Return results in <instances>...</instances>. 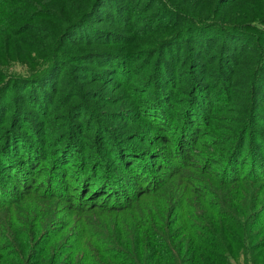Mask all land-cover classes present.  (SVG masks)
Returning <instances> with one entry per match:
<instances>
[{
    "label": "trees",
    "instance_id": "obj_1",
    "mask_svg": "<svg viewBox=\"0 0 264 264\" xmlns=\"http://www.w3.org/2000/svg\"><path fill=\"white\" fill-rule=\"evenodd\" d=\"M64 1L67 6L71 4L70 0ZM208 1L220 8L237 0ZM261 1L263 17L254 23L252 21L253 26H248L249 22L224 26V21L217 19L212 23L208 22L198 18L196 13L192 14L194 9L188 7L189 3L185 4L179 0L178 4L175 0H84V6L75 7L77 13L74 18L64 16L58 11L51 14L49 19L64 24L58 31H49L47 24L32 26L29 20H18L20 34L25 32L32 35L34 40L44 41V44L37 43L46 50L51 49V54L39 71L36 69L27 76H0V145L3 144L0 147V167L6 171L1 173L0 180L9 183L7 177L11 176V172L15 173V179L19 175L34 172L25 165L32 167L39 161L40 152L38 154L36 149L31 150V146L22 150L20 145L23 140L27 141H24L25 148L31 144L32 140L28 135H34V141L39 142V134L45 135L47 131L59 135V149L53 157V164L57 162L55 166L58 173L67 172L72 167L70 161L67 166L64 160H68L71 155H77L75 143L76 146L85 148L96 144L94 148L104 150L107 148L104 140L107 133L112 134L113 130H117L121 136L117 134L115 137L118 150L108 154L105 163L98 162L104 171L108 168L112 170L110 176H106L108 172L97 175L85 171L86 167L93 169L95 161L88 162L93 165L91 166L77 155L80 159L77 165L84 164V167L78 166L83 171H80L77 177L72 176L75 181H81V186H75L80 188V194H76L74 201H71L73 204L69 205L71 213L65 220L50 226V231L59 228L57 234L48 231L34 238L31 253L25 254L28 256L23 258L18 245V251L12 246L15 255L7 260L10 264H45L47 259L48 264H69L70 261H65L63 256H70V252L64 250L63 243L65 238L71 236L80 241V249L85 248L84 254L89 257L90 264H228L227 255L231 250H235V245L223 241L218 229L220 234L213 226L211 230L198 222L193 202L197 187L191 189L193 196H190L189 182L184 181L175 192L165 188L169 183L171 187L176 186L177 180L160 186L153 185L160 174L155 175L158 166H153L149 158L156 161V158H162L164 155L149 148L152 142L151 134L144 137L141 133L144 134L149 123L152 124L153 130L166 129L168 119L163 112V103L169 108L173 107L172 109L176 105L170 102L174 99V93L165 89L168 85H181L186 75L182 74V67H185L183 70L186 71L190 65L191 69L200 73L198 77L201 84H209L206 87L194 84V88L189 87L192 99L188 102L186 100L185 105L193 110V116L196 118L211 113L207 108L212 109L214 106L215 91L232 81V84L226 87L233 91L231 100L238 111L240 122L230 128L241 133V141L238 152H233L231 163L236 161L238 165L249 146L254 147V156L258 158L254 160V174H249L248 181L245 180L247 174L244 177L233 176L229 170L230 161L227 164L228 170L216 178L219 183L230 186L244 181L260 188L264 186V0ZM194 3L196 0H193L192 4ZM3 9H11L9 0H0V12ZM16 10L17 8L14 11ZM136 11L138 14H144L143 18ZM43 15L46 16L47 13ZM26 17L30 15L26 14ZM129 24L132 26L130 31ZM143 26L145 34L148 37L154 34L157 42L149 48L138 47V43H134L135 47L128 49L135 33ZM172 27L176 28V32L165 36L166 31ZM16 39L21 46L19 36ZM79 41L83 44L89 43L93 49L79 48ZM150 51L156 56V60L149 75L155 74L160 80L159 86H155L154 95L162 100L161 108L154 107L152 104L156 101L150 99L133 115L122 111L124 108L136 107V100H140L138 93L143 96L148 91L150 93L154 89L151 85L142 87L136 96L129 94L124 108H115L114 105L105 103L126 94L122 87L126 86L128 76L122 66L131 62V55H147ZM178 72H181L179 77ZM116 78L122 79L121 86L116 91L120 93L111 95L107 87L116 86L113 83ZM109 79H112L110 83ZM99 81L107 83H104V86H91ZM148 82L149 78L144 85ZM146 88L148 90L144 92ZM183 94L188 95V91ZM23 109L28 114L22 112ZM112 110L118 111L112 113ZM104 113L115 116L119 124L112 125L106 120H100L98 116ZM170 116L174 121L173 115ZM131 120L133 122L130 126L123 131L118 130L120 125L123 126ZM48 121L52 122L49 128L46 126ZM10 125L13 128L9 132ZM94 126L97 132L95 138L90 137L93 135ZM88 127L92 132L87 131ZM167 136L164 132L161 139ZM234 136L230 137L233 139ZM134 139L136 145L128 142ZM8 148L11 153H25L27 162L15 161L8 157ZM207 158L212 164L215 162L213 153H208ZM220 165L226 167L224 162ZM91 183L93 185H89ZM131 187L135 193L133 200H129ZM83 191L85 192L82 194ZM91 193L93 196L88 198ZM261 195L263 196V193ZM52 197L62 196L54 194ZM75 198H80L81 201ZM263 204L264 202L259 206ZM218 207L225 213L220 204ZM6 209L0 206V210ZM257 209H253L252 213H257ZM263 211L264 209L261 212ZM125 216L131 220H125ZM132 220H135V223ZM60 222L62 224L59 226ZM118 224H121L120 229L125 235L122 241L124 247L118 244ZM103 229L107 231L103 238L106 239L108 247L96 252V249L100 248L99 242L103 239L100 238ZM61 233L62 240L59 246L51 251V256H48L47 246L43 250L45 254L39 253L40 247H44L48 238L45 235L51 234L48 245H52L58 241L56 239L61 237ZM232 239L233 242H239L235 238ZM221 241L224 242L223 245L217 246ZM58 253L64 255L58 258ZM6 254L9 255V252ZM97 255L104 256L105 260L95 258Z\"/></svg>",
    "mask_w": 264,
    "mask_h": 264
},
{
    "label": "rangeland",
    "instance_id": "obj_2",
    "mask_svg": "<svg viewBox=\"0 0 264 264\" xmlns=\"http://www.w3.org/2000/svg\"><path fill=\"white\" fill-rule=\"evenodd\" d=\"M9 1L11 3V9H3V11L0 12L2 16L0 19V76L5 75V78L10 76H27L36 69L37 71L42 69L43 64L51 54V49H44V47L37 43L41 42L44 44V41L34 40L32 35L28 33L24 32L20 34L18 20H20V22L21 20H29V22H31L29 24H32V26H40L39 23L47 24L50 27L49 31H58L64 24L58 20L49 19L51 14L58 11L64 16L74 18L77 13L76 8L84 6V0H70L72 5L69 4V6L65 5L64 0ZM175 1L178 4V0ZM179 1L182 3L185 2V4L189 3L188 7L194 9L192 14L196 13L198 18L207 20L211 23L215 19L224 21V26L233 24L236 26L241 23L246 24V22H249L248 26H253L252 24L256 22L255 20H259L263 17L260 7L263 1L261 0H237L235 3L232 2L233 4L220 8L210 4L208 0H196L194 4H192L193 0H191V2L188 0ZM31 4L32 6H30ZM191 5H193V7H191ZM16 8L17 10L14 11ZM46 13L47 15L44 16L43 14ZM136 13L138 14V11H136ZM26 14H29L30 17H26ZM138 15L142 18L144 16V14L141 13ZM182 25L183 23L180 24V26ZM129 26L130 28H128V30L130 31L132 26L131 24H129ZM262 26L264 27V25ZM145 31L143 26L135 33L132 42L133 47L131 45L128 49H133L135 47L134 43H138V47L143 46L149 48L151 44L157 42L158 39L154 34L148 37ZM174 32H176L175 27L169 28L165 36ZM16 34L22 41L21 46L17 43ZM80 44L81 46H79V48L81 49L82 47L85 49H93L89 43L83 44L80 42ZM99 44L105 43L99 42ZM53 45H55V40ZM151 51L147 55L146 53H135L131 55V62L125 63L124 66H122L128 76L126 86L122 87L125 89L126 94H121L120 97L105 103H109L111 106L114 105L115 108H124L129 94L136 96L137 92L142 87L145 88L151 85L154 86V89H152L150 93L148 91L145 96L138 93V98L140 100H136V107L132 109L124 108L122 111L133 115L143 105L150 101V99L156 101L155 104H152L154 107L157 108L162 106V100H159L158 97L154 95L160 80L155 74L149 75L151 68L153 69V67H155L153 64L156 60V56L153 55ZM184 68L185 67H182V74L184 73L185 75L186 73V75L181 85H168L165 89L168 90V92L174 93V99L170 100V102L172 105H176L175 108L172 109L173 107L169 108L166 103H163V112L168 119L167 124H165L166 129L153 130L152 124L149 123L144 134L141 133L144 137L151 134L152 142L149 148L164 155L162 158H156V161L151 157V159L149 158V160L153 161L150 162L153 166H158L155 175L160 174L159 177H156V182L153 185L158 184V186H160L164 183L177 180L176 186L172 185V188L169 183L165 188L172 189L175 192L181 187L184 181L189 182L188 189L190 191V196H193L191 189L194 186L197 187L194 191L193 202L197 210L195 216L198 222L204 224L211 230L212 226L216 231L218 229L221 234L217 232L223 237V241H226L230 245H235V250H231L227 255L228 264H264V211L263 213L261 212L264 209V204L259 206L260 203L264 202V186L260 188L250 182H246L250 180L249 174H254V160L258 158L256 155L254 156V147L249 146L246 148L238 165L236 161L231 163L233 152H238L240 147L239 143L241 141V133H238V130L234 131L230 128L234 127L236 122H240V118L237 116L238 111L235 109L234 102L231 100L233 91L230 87H226L228 84L231 85L232 81L218 87V90L215 91L216 101L214 106L212 109L211 107L207 108L211 113L207 116L204 115L203 117L196 118L193 116V110L189 108L188 105H185L186 100V102H188L189 99H192L189 87H193V84L194 86L202 85L206 87L209 84H201V79L198 77L200 73L191 69L190 65H188L186 71L183 70ZM180 73L181 72H178L177 77L180 76ZM111 78H113V76ZM147 78H149V82L144 85ZM58 80L60 81L61 78ZM111 80L112 79H109V83ZM121 81V78L114 79L113 83L116 86L107 87L109 94L116 95V93H120L116 91L121 86ZM104 83L106 84L107 82L99 81V83H94L91 86H104ZM217 84L218 81L215 82L216 86ZM147 90V88L144 89V92H147ZM181 90H183V92L188 91V95L183 94V92L181 93ZM129 102L133 101L129 100ZM132 104L135 103L133 102ZM26 106L27 108H31L30 105ZM116 111L118 110H112L110 112L114 113ZM22 112L28 114L24 109ZM170 115H173L174 121L171 120L172 117ZM100 116H98L100 120H106L112 125L119 124L115 120V116H110L107 113L100 114ZM19 120L21 119L19 118ZM132 120L127 121L129 123H125L123 126L120 125L118 130L123 131L124 128H127L128 125L133 122ZM47 123H49L46 125L48 128L52 126V122L48 121ZM136 123H138V121H136ZM11 128L13 127L10 125L9 132ZM48 128L47 130H49ZM87 131L92 132L89 127ZM164 132L168 136L165 139H161ZM96 134L97 132L94 126L93 135L90 137L95 138ZM117 134L120 135L117 130H113L112 134H106L104 140L107 148L104 150L94 148L96 144L85 148L80 145L76 146L75 143L78 156L82 157L87 163L95 161L94 168L91 169L86 167L85 171L93 172L97 175L106 174L108 172L106 176L111 175L112 170L107 167V171H104V168L102 165L98 164V162L105 163V161H107V156L118 150L117 139L115 140ZM28 136V138L32 140L31 144L28 142L29 146L26 145L25 148L24 141L26 140H23L20 145L22 150L29 149L31 146V150L36 149L38 154L40 152L38 156V158H40L39 161H36L32 167L25 165L29 170L34 172L32 174L25 173L19 175L16 179L15 173L11 172L9 173L11 176L7 177L9 183H3L0 180V206L3 209L8 208L6 210H0V264H10L7 260L10 259L12 255H15L12 246L18 251L16 247V245H18L23 258L28 256L25 254L31 253L33 241H35L34 238L40 236L41 233L43 234L50 231V226H54L58 224L59 221L65 220L68 214L71 213L70 203L72 205L76 194H80V188L75 186H81V181L79 183L72 178V176L77 177L78 173L83 171L80 167H84V164L77 165V162L80 161L77 155H71L72 157L68 160H64L67 166L69 161L72 165L67 172L58 173L55 166L57 162L53 164V157L57 154V150L59 149L57 145L59 135L54 134L52 131H47L45 135L39 134V136H41L40 142L38 140L34 141V135ZM230 136H234L233 139ZM129 138H131V135ZM158 139H161L160 142L163 143H155ZM135 141L136 139L128 142L132 145H136L137 143ZM12 143L13 140L11 144ZM96 143H98V140H96ZM1 146H3V144L0 145V147ZM43 150L48 153H44ZM116 153L118 154V152ZM208 153H213V159L215 160L213 163L214 165L207 158ZM7 154L8 157L10 156L15 161L27 162V156L25 157L24 155L25 153H11L9 151ZM229 161V170L232 172L233 176L244 177L247 174L245 176L246 181L238 182L232 186L218 182L219 180L216 176H221L228 170L227 164ZM114 162H116V160ZM221 162H224L226 167L220 165ZM89 164L93 166L91 163H88V165ZM78 166L80 167L78 168ZM101 168H103V170ZM3 172L6 171L0 167V178ZM68 174H71V176ZM149 184L150 182L148 185ZM89 185L93 184L91 183ZM84 192L85 191H83L82 194ZM261 193H263V196ZM54 194L62 197L54 198L52 197ZM92 196L93 193L88 195V198ZM134 197L135 193L131 187L129 200H133ZM75 199L81 201L80 198ZM218 204L223 207L222 210H225V213L221 212ZM253 209H257V213H252ZM124 219L131 220L126 216ZM132 221L135 223V220ZM61 224L62 222L59 223V226ZM120 226L121 224H118L117 229L120 235V237L118 236V244L124 247L122 241L125 239V235L120 229ZM58 229L50 232L55 235ZM105 235H107V231L103 229L100 238H103ZM45 236L48 238H46L44 247H40L39 253L45 254L43 250L48 247V256H51V251H54L57 246H59L63 233H61L60 238L56 239L58 241L52 245H48V242L52 238L51 234L50 236ZM232 238L237 239L239 242H233L234 240ZM64 240L63 248L67 253L70 252V256L68 254L64 255L58 253V258L64 255L63 257L66 258L65 261H70L69 264H90L89 257L84 254L85 248L80 249L79 240L76 238L74 239L72 236ZM223 241H221V244H217V246L223 245ZM27 245L29 248H26ZM98 247L101 249H96V252L102 251V248L107 249L108 246L105 238L99 242ZM6 252H9V255H7ZM105 252L107 253V251ZM95 258L101 261L105 260L104 256L97 255ZM48 261L47 259L45 264H48ZM15 262L17 263V261Z\"/></svg>",
    "mask_w": 264,
    "mask_h": 264
}]
</instances>
